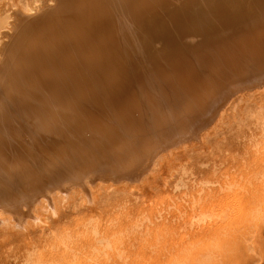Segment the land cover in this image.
Wrapping results in <instances>:
<instances>
[{
    "label": "bare ground",
    "instance_id": "6f19581e",
    "mask_svg": "<svg viewBox=\"0 0 264 264\" xmlns=\"http://www.w3.org/2000/svg\"><path fill=\"white\" fill-rule=\"evenodd\" d=\"M4 3L0 0V13ZM263 6L264 0H32L15 25L8 20L7 31L0 27V202L10 195L25 201L42 189L41 179L46 189L56 171L73 168L69 158L52 163L56 168L49 161L61 157L64 139L85 129L94 133L114 127L108 131L111 140L126 135L111 142L120 145L116 157H130L149 138L159 139L165 150L177 145L181 134L197 140L214 122L211 116L203 121V115L218 103L228 105L218 126L190 148L205 145L242 101L264 96V14L240 28L243 13ZM219 21L223 28L238 23L231 28L236 35H218ZM11 34L12 40L5 41ZM226 35L237 41L236 49L224 44ZM243 47L260 52L253 56V49ZM174 51L183 58L157 78L164 92L159 103L146 92L143 76ZM207 72L214 74L206 78ZM195 88L199 92L190 94ZM79 154L74 156L79 159ZM100 176L109 179L111 171L103 168ZM25 185L29 191L17 194ZM205 218L199 214L196 221Z\"/></svg>",
    "mask_w": 264,
    "mask_h": 264
},
{
    "label": "rangeland",
    "instance_id": "374dc122",
    "mask_svg": "<svg viewBox=\"0 0 264 264\" xmlns=\"http://www.w3.org/2000/svg\"><path fill=\"white\" fill-rule=\"evenodd\" d=\"M5 1L0 27L7 31L6 21L15 25L32 0ZM263 14L264 6L243 13L240 28ZM237 24L223 28L221 21L216 22V33L236 35L231 28ZM232 35H226L224 44L236 49ZM11 36L5 41H11ZM243 48L254 51L253 47ZM253 51V56L260 52ZM174 52L157 70L143 76L146 92L159 103L164 92L157 78L169 74L171 63L183 58ZM196 90L189 93L196 95ZM227 106L218 103L203 115V121L211 116L214 122L200 131L197 140L181 134L178 144L165 150L159 139L149 138L142 151L130 157H116L120 145L113 147L111 142L126 135L111 140L108 131L114 127L94 133L85 129L75 138L68 136L61 142V157L51 159L49 166L56 168L64 157L73 168L56 171L46 189L41 179L42 189L25 201L10 195L0 202V264H27L29 259L38 264H264V96L242 101L238 111L210 135L209 142L190 148L218 126ZM164 136L167 133L161 138ZM77 152L79 159L74 156ZM141 166L147 168L128 176ZM102 167L111 171L109 179L100 176ZM116 174L121 176L115 178ZM54 176L59 180L53 181ZM26 185L17 194L29 191ZM203 213L205 221H196Z\"/></svg>",
    "mask_w": 264,
    "mask_h": 264
}]
</instances>
